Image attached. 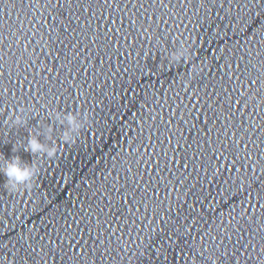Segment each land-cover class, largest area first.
Wrapping results in <instances>:
<instances>
[{"label":"water","instance_id":"1","mask_svg":"<svg viewBox=\"0 0 264 264\" xmlns=\"http://www.w3.org/2000/svg\"><path fill=\"white\" fill-rule=\"evenodd\" d=\"M262 25L264 0H0V158L39 169L0 174V264H264ZM53 109L91 123L60 147ZM50 124L53 158L12 152Z\"/></svg>","mask_w":264,"mask_h":264},{"label":"clouds","instance_id":"2","mask_svg":"<svg viewBox=\"0 0 264 264\" xmlns=\"http://www.w3.org/2000/svg\"><path fill=\"white\" fill-rule=\"evenodd\" d=\"M175 39H179V37H175ZM156 43L159 46H163L159 38H157ZM195 55L196 53L191 49V45L187 44L185 40H180L179 44L174 46L172 50L164 52L165 63H162V68H172L181 63L187 65ZM201 70L199 62L190 64L187 79L183 80L185 86L193 78V75L198 74ZM254 98L255 96L253 95L249 97V100ZM0 111H3V109L0 108ZM22 113H24L23 107L16 111H9L4 124L10 127H25L27 125L26 114ZM47 115L51 120L57 122L58 125L64 126L62 129L57 130L60 147L64 144L75 143L81 134V130L91 123L86 113L81 114L80 112L57 111L53 109ZM53 131L54 129L51 124L44 133L39 131L34 133L29 130L25 139L19 142V147L13 143L12 152L15 153L22 147L25 152H29L33 156L53 158L58 151V142L52 135ZM42 135L44 139H41ZM38 172L39 169L34 161L30 163L23 161L18 155L0 158V174L3 175L4 184L9 191L15 192L22 188L30 189ZM209 259L212 260V264H216V259L211 256H209ZM8 264H11V261Z\"/></svg>","mask_w":264,"mask_h":264},{"label":"snow or ice","instance_id":"3","mask_svg":"<svg viewBox=\"0 0 264 264\" xmlns=\"http://www.w3.org/2000/svg\"><path fill=\"white\" fill-rule=\"evenodd\" d=\"M48 2L49 3H51V0H48ZM68 3L69 4H71V0H68ZM39 6V5H38ZM262 28H264V25H262ZM212 131V128L211 127H209V132H211ZM203 134V133H202ZM179 142V141H178ZM238 143V142H237ZM189 147H191V145H189ZM225 147H227V145H225ZM217 148H219V145H217ZM221 154H223V152H221ZM165 155H167V153H165ZM236 159H239V155H237V157H236ZM235 162H236V160L235 161H233V164H235ZM132 193H129V195H131ZM249 195H251V193H249ZM262 198H264V197H262ZM262 206H264V205H262ZM3 215V214H2ZM4 216V215H3ZM240 216L241 217H243L244 216V212L242 211L241 213H240ZM0 225H3V220L2 219H0ZM70 237L69 236H64L63 237V239H69ZM70 259H71V257H70Z\"/></svg>","mask_w":264,"mask_h":264}]
</instances>
